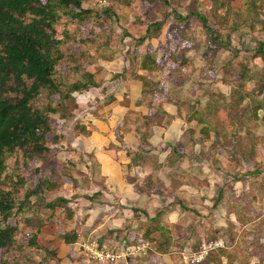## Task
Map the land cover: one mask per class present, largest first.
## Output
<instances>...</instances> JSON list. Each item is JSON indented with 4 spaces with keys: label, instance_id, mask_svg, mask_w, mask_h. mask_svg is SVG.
I'll return each mask as SVG.
<instances>
[{
    "label": "crops",
    "instance_id": "crops-1",
    "mask_svg": "<svg viewBox=\"0 0 264 264\" xmlns=\"http://www.w3.org/2000/svg\"><path fill=\"white\" fill-rule=\"evenodd\" d=\"M164 8L153 5L150 18ZM174 24L171 18L158 39L142 45L137 41L132 55L103 62L105 82L74 94L78 117H72L75 122L68 126L74 136L56 130L60 135L51 148L71 142L73 149L64 158L76 162L83 155L82 172L88 177L83 179L73 172L65 185L70 189L74 184L77 192L89 196L76 204L80 210L74 224H82L73 230L77 242L68 245L63 241L58 255L54 252L60 259L54 264H88L81 254L86 241L109 250L134 252L133 257L117 264H264V255L254 248L264 244V228L257 231L264 219V202L254 206L255 214L251 204L240 200L244 194L249 196L248 184L256 176L248 153L264 145V135L250 129L248 112L243 126L249 125L248 133L253 136L243 137L240 150L236 148L235 130L218 127L234 120L224 118L230 113L232 81L240 77L241 65L236 62L254 57L258 47L253 57L252 51H247L255 42L254 36L247 33L239 40L236 34H228L230 41H222V32L214 30L216 39L191 24L190 37L182 39ZM130 38L125 41L135 42ZM148 53L157 59L159 69L143 68ZM251 65L254 72L259 69L252 61ZM261 113L264 120L263 110L257 119ZM79 126L78 135L74 130ZM218 131H222L220 141L226 138L230 145L227 150L219 145L214 150ZM254 138L260 144L246 146ZM63 151L57 153L65 156ZM241 174L243 179L237 181ZM149 178L155 189L149 194L138 193L136 187ZM260 184L264 188V183ZM219 196L222 198L217 201ZM235 202L244 205L239 207ZM211 242H223L224 246L201 263H192ZM49 248L52 252L51 245ZM39 264H48V259H41Z\"/></svg>",
    "mask_w": 264,
    "mask_h": 264
},
{
    "label": "trees",
    "instance_id": "trees-1",
    "mask_svg": "<svg viewBox=\"0 0 264 264\" xmlns=\"http://www.w3.org/2000/svg\"><path fill=\"white\" fill-rule=\"evenodd\" d=\"M160 1L168 8L173 7L172 0ZM118 2H127L131 5V0H118ZM207 2L212 3L211 12L217 16L216 25L220 31L237 32L241 30L242 25L247 23L245 16L249 14L248 12H255L259 16L264 14V0H247L248 8L245 13L233 7L227 0H207ZM199 5L200 3L198 7ZM240 6L241 4L238 7ZM73 7L80 13L76 14ZM93 14L94 12L90 9L83 8V0H77L75 3L72 0H48L47 3L41 0H0V252L7 253L8 250H14L17 246V250L23 252L22 256H24L25 250L41 248V241L36 240L40 235V227L35 228V239H30L27 244L25 242L24 244L16 240L18 226L10 225L9 221L12 217L39 209L34 210L35 205H33L32 198L44 193L45 187L50 186L49 180L45 179L35 189H27L22 194L26 186V180L22 175L13 176L15 175L13 174L11 175L13 177H7L9 179L4 181H2V176L7 170L9 156L19 155L18 169L25 167L26 171H29L32 161L37 157L44 158L50 152L47 145L48 135L53 130L50 116L58 114L51 100L53 96H59V106L63 108L67 101L74 98L75 93H84L90 88L100 86L92 73H83L84 79L72 83L67 82V74L64 75L60 71L63 62L71 60L78 69L85 63V60L86 63L92 64L95 59L88 53L78 55L73 53L71 44L76 41V37L73 38L70 31H64L63 39L57 38L56 35V26L63 19L66 18V24L70 23V20L83 23L92 18ZM112 15V11L97 14L96 22H101L103 16L111 18ZM194 17H197L203 28L216 38V32L208 18L197 12V9L184 16L171 8L165 13L163 22L148 26L146 36L139 41L140 45L147 40L158 39L163 26L166 25L164 22L169 18H175L181 24L177 27L180 36L182 39H188L190 37L188 26L191 24V18ZM235 18L243 21L240 26L236 23L237 21H234ZM88 42L93 45L97 43V40L90 38L86 41L87 44ZM64 49H68L67 53ZM254 57L259 58L264 66V41L258 47ZM158 67L160 66L157 64V59L148 53L144 57L143 68L152 71L154 68L159 69ZM241 68L240 77L232 81L234 84L231 93L232 100L239 92H244L246 95L255 96V93L263 95L264 77L262 78L259 73H254L247 65ZM121 76L115 75V78H121ZM43 95H46L45 99H42ZM255 102L258 105L254 113L258 115L259 111L264 109V98L261 101L255 100ZM87 134L90 132L87 131ZM221 136L222 134H219L217 138ZM219 142L217 139L215 148H218ZM14 177H17V180H14ZM150 181L149 178L147 183L137 186L136 191L140 194L151 193L155 186L151 185ZM3 182L11 183V187L4 188ZM20 193L21 198L18 201ZM217 201L220 200L217 199ZM47 208L52 211L53 216L58 209L64 210L66 214L63 220L64 226H67L75 216L69 206V200L65 198L49 203ZM262 226H264V219L258 223L257 231L263 229ZM77 240L78 235L75 231L66 232L64 235V241L68 245L75 244ZM255 246L259 255H264V244ZM0 264L23 263L18 262L17 259L11 262L4 258L0 260Z\"/></svg>",
    "mask_w": 264,
    "mask_h": 264
},
{
    "label": "rangeland",
    "instance_id": "rangeland-1",
    "mask_svg": "<svg viewBox=\"0 0 264 264\" xmlns=\"http://www.w3.org/2000/svg\"><path fill=\"white\" fill-rule=\"evenodd\" d=\"M43 3H47L48 0H41ZM74 3L77 0H72ZM231 2L232 6L241 10L243 13L247 10L246 1L247 0H227ZM261 1V0H260ZM173 7H167L161 2L160 0H131L129 5L127 2H118V0H83V8L84 9H90L94 12V16L92 18L87 19L83 23L78 22H71L66 24V18L63 19V21L56 26V35L57 38L63 39L64 38V31L68 30L72 33L73 38L76 37V41L71 44V48L73 49V53L75 55H78L79 53H88L92 57H94L95 61L92 64L85 63L82 64L78 69L76 66L73 65V61L69 60L68 62L65 61L62 63L60 67L61 73L64 75L67 74L66 80L69 83L78 81L83 78V73H92L95 76L96 82L103 84L105 82V66L103 62H113L116 59H123L124 56H128L129 54L132 55V50L134 47L138 46V42L140 39L144 38L146 36L147 28L151 24H154L156 22H163L165 19V13L169 9L177 10L182 15L187 16L188 13H191L193 10L197 9V12H199L201 15L208 18L210 25L212 28L216 31H220L219 28L216 26L217 22V16L211 12V2H207V0H172ZM198 3H200L198 7ZM155 4H159L163 7H165L161 14H158L157 17L150 18L151 13L153 11L152 6ZM234 4V5H233ZM241 4L240 8L238 7ZM73 11L77 13H80L79 10H77L75 7H73ZM106 11H112L113 15L111 18H108L107 16H103L101 18V22L97 21V14H103ZM155 11V10H154ZM247 13V12H246ZM249 14H246L245 20L246 25L243 24L241 27V30H237V32L233 31H226L222 30L221 38L227 39L230 41V37H228V34L233 36L234 34L237 35V39L241 40L245 34L249 33L248 35H253L255 42L252 44V47L249 48L247 51H252V54L250 57H253V52L256 51L257 47L260 46V44L264 41V14L259 16L255 12H248ZM156 20V21H155ZM167 20V19H166ZM171 18H169L167 21L164 22L163 30L161 31L160 36L164 34V31L168 27V23L170 22ZM175 23L174 26H180L177 22V20L174 18ZM110 21V24H109ZM155 21V22H152ZM234 21H237L236 23L240 26L243 21H240L238 18H235ZM108 23V24H107ZM190 23L194 26L197 25V27L203 29V25L201 21L197 18H191ZM191 24L188 26V29H192L194 27L191 26ZM166 26V27H165ZM170 26V24H169ZM240 28V27H239ZM244 30V31H243ZM247 30V32H245ZM249 30V32H248ZM198 32V28L196 30ZM194 32V31H193ZM201 32V31H200ZM205 32H207L205 30ZM180 33V32H178ZM181 35V34H180ZM183 35V34H182ZM134 38V41L126 39ZM181 37V36H180ZM94 39L97 40L96 44L91 45L89 42L88 45L86 41L88 39ZM130 38V39H131ZM133 40V39H132ZM98 44V45H97ZM67 46V45H66ZM65 47V46H64ZM63 47V48H64ZM211 49H209L210 51ZM64 51L67 53L68 49H64ZM244 51V50H243ZM125 56V57H126ZM247 57V56H245ZM251 61L253 64L257 65L259 67L258 70H255L254 73H259V75L263 78L264 77V66L263 63L258 60L257 58H251V60L246 59L244 62L237 61L236 65L245 66L247 65L250 69L253 70L254 66L251 65ZM133 62L130 61V66L132 67ZM111 65V64H109ZM239 67V68H240ZM240 74L242 72V69L239 70ZM237 72V73H239ZM206 71H204V74ZM262 73V74H261ZM82 76V77H81ZM240 76V75H239ZM81 77V78H80ZM227 77V75L225 76ZM238 79V78H237ZM236 79V80H237ZM264 85V83H263ZM233 89V88H232ZM108 96V95H105ZM46 95L42 96V99H45ZM243 97V99L241 98ZM105 98V97H104ZM264 98L263 95H259L258 93H255V96L252 94L246 95L244 92L237 93L232 100V95H230V109H229V116L225 117L224 120H226L228 117L231 119L233 118V122L229 121V124H220L218 127L223 128L224 126L227 129V126H229L231 129L235 130V136L237 139L236 148L240 150V146L244 144V138L245 136H253V134L248 133L249 125L243 126V120L246 114L248 112L250 115L246 117L247 119L252 121V129L253 133H260L264 135V120L263 113L258 117L254 113V110L256 109L258 103L256 101H261ZM51 100L54 103V107L57 108L58 114L51 115V127L52 131L48 135V147L50 148V152L45 155L44 158L37 157L34 161L30 163L29 171H26L25 167L18 169V159L20 158L19 155H13L9 156L7 159V170L2 176V181L7 180L11 175H22L24 179L26 180V186L23 188L22 194L27 189H35L38 185L43 183L45 179H48L50 182L49 187H45L44 193L39 194L38 196H34L32 198L33 205H35V209H37L35 212L31 211L28 213H25L21 216H15L12 217L9 221V224L12 226H18V233L16 235L17 242L20 243H28V240L35 239V228L40 227V235L39 238L37 236V239L41 241V248L43 249H36L31 248L28 250H25V255L22 256L23 252L20 250H17V246L14 248V250L10 249L8 252L1 251L0 252V260L6 258L9 259L11 262H14L15 259H17L18 262H22L23 264H39V261L41 259H44L45 257L48 259V264H54L55 262H58L60 259L55 256L54 252L58 255V252L60 250V246L64 241V235L66 232L73 231L75 227L81 226L82 224H78L79 222H75V216L72 220H70L67 224V226H64L63 220L66 217V214L63 209H58L56 214L53 216L52 211L47 208V205L51 202H55L60 198L70 197V200L73 201L74 209V215H76V211L80 210V206H76V204L80 203L79 199H85L86 196H89V194H86L82 191L77 192L76 186L73 184L74 187L67 189L66 183H68V177L73 178V172H75L77 175L83 177V179H86L88 177L87 174H84L83 171V160L85 158L83 155L81 158L77 159V163L73 162L68 157L69 151L72 150L71 142L63 146L62 148H51L56 142L55 137L58 136L59 132L62 133H72V130L68 129V126L70 125V122H75V119H71L72 117H78V109L79 106L76 103V99L72 98L69 101H67L64 104V107L61 108L59 106V96L55 95L51 98ZM107 100V99H106ZM98 103L100 102V99L97 100ZM246 101H249L246 102ZM95 103V101H94ZM87 108L91 107V105L88 103L86 106ZM41 108V106H40ZM250 110V111H249ZM264 110V109H263ZM232 113L234 114V117L231 116ZM61 119H67V121H63ZM71 119V120H70ZM70 120V121H69ZM74 128V127H73ZM57 130V131H56ZM81 127H77L74 130L75 134H80ZM85 132V131H82ZM222 131L216 132V135L221 134ZM83 134H87V131ZM251 134V135H250ZM60 135V134H59ZM72 136L73 133L71 134ZM258 135V134H255ZM239 137V138H238ZM242 137V138H240ZM216 139H219L215 136ZM239 139V140H238ZM246 139H249L246 137ZM254 141L249 142L247 145L256 144L259 145V140L253 139ZM220 141V139H219ZM250 141V139H249ZM219 147L228 149L227 146H230L228 144V141L226 138H223L222 141L219 142ZM226 144V145H225ZM226 146V147H225ZM219 148H215L214 150L217 151ZM226 149V150H227ZM63 151L65 153V156L57 153L59 151ZM243 149H241V152ZM247 148L245 150L246 154ZM62 155V156H60ZM250 160L255 164V170L253 171V175H256L251 178V181L249 182L250 185L249 189V196H244L241 201H246L247 203L251 204L254 208L255 214L257 213L256 208L257 205L261 202H264V188L261 186L260 183H264V145L262 147H253V150L250 153H248ZM60 157V158H59ZM258 159L260 162H258ZM75 161V160H74ZM262 164V169H261ZM81 167L80 171H77L76 168ZM256 171V172H255ZM242 172V170L240 171ZM242 175V176H241ZM236 179L237 181H240L243 179L244 174H241ZM11 176V177H13ZM246 176V175H245ZM6 177V178H5ZM14 180H17V177H14ZM77 180V179H76ZM78 181V180H77ZM2 186L4 188H10L11 183L3 182ZM218 193V190L216 191ZM21 193L18 196V201L21 198ZM222 197L219 196L217 199H221ZM75 203V201H77ZM235 205H238L241 207L244 205V203L241 202H235ZM253 211V213H254ZM84 218V216H82ZM257 218V217H256ZM32 222L34 224H32ZM74 224L72 227L71 225ZM262 225V224H261ZM71 227V228H70ZM264 226H262L263 228ZM42 239H41V238ZM51 237V238H50ZM55 237V238H52ZM24 243V244H25ZM223 244V242H221ZM258 243V241L256 242ZM49 245H51V248L53 251L51 252ZM256 246H254L255 248ZM46 249V250H45ZM54 254V255H53ZM28 256V258H27ZM19 258V259H18ZM53 263H49V262ZM47 263V262H46ZM57 264V263H56Z\"/></svg>",
    "mask_w": 264,
    "mask_h": 264
},
{
    "label": "built area",
    "instance_id": "built-area-1",
    "mask_svg": "<svg viewBox=\"0 0 264 264\" xmlns=\"http://www.w3.org/2000/svg\"><path fill=\"white\" fill-rule=\"evenodd\" d=\"M221 242H211L204 245L199 255L193 259L192 263H201L204 259L208 258L212 251L223 247ZM114 251L107 248H101L94 241H86L81 245V254L85 257L88 264H117L125 258L134 256V252L129 251Z\"/></svg>",
    "mask_w": 264,
    "mask_h": 264
}]
</instances>
